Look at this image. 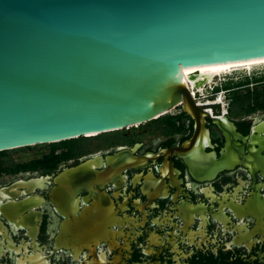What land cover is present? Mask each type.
<instances>
[{
	"label": "flooded vegetation",
	"instance_id": "af4514ba",
	"mask_svg": "<svg viewBox=\"0 0 264 264\" xmlns=\"http://www.w3.org/2000/svg\"><path fill=\"white\" fill-rule=\"evenodd\" d=\"M213 83L198 132L179 105L0 151V264H264V90Z\"/></svg>",
	"mask_w": 264,
	"mask_h": 264
},
{
	"label": "water",
	"instance_id": "95a60500",
	"mask_svg": "<svg viewBox=\"0 0 264 264\" xmlns=\"http://www.w3.org/2000/svg\"><path fill=\"white\" fill-rule=\"evenodd\" d=\"M257 58L264 0H0V151L179 105L198 132L208 104L195 99L182 64Z\"/></svg>",
	"mask_w": 264,
	"mask_h": 264
},
{
	"label": "bare ground",
	"instance_id": "6f19581e",
	"mask_svg": "<svg viewBox=\"0 0 264 264\" xmlns=\"http://www.w3.org/2000/svg\"><path fill=\"white\" fill-rule=\"evenodd\" d=\"M258 65H264V58L241 62L185 63L181 72L196 96L194 91H204L216 78L243 68L252 70ZM219 98L222 99V94Z\"/></svg>",
	"mask_w": 264,
	"mask_h": 264
},
{
	"label": "rangeland",
	"instance_id": "374dc122",
	"mask_svg": "<svg viewBox=\"0 0 264 264\" xmlns=\"http://www.w3.org/2000/svg\"><path fill=\"white\" fill-rule=\"evenodd\" d=\"M248 81V86L243 85L237 90H264V65H258L254 67L252 70L250 69H239L236 71H232L229 74H224L215 79L213 85H221L227 84L228 86H234L239 82Z\"/></svg>",
	"mask_w": 264,
	"mask_h": 264
},
{
	"label": "trees",
	"instance_id": "16d2710c",
	"mask_svg": "<svg viewBox=\"0 0 264 264\" xmlns=\"http://www.w3.org/2000/svg\"><path fill=\"white\" fill-rule=\"evenodd\" d=\"M249 82L248 81H246V82H239V83H237L236 85H234V86H241V85H246V84H248ZM233 86V87H234Z\"/></svg>",
	"mask_w": 264,
	"mask_h": 264
},
{
	"label": "built area",
	"instance_id": "2783aa9c",
	"mask_svg": "<svg viewBox=\"0 0 264 264\" xmlns=\"http://www.w3.org/2000/svg\"><path fill=\"white\" fill-rule=\"evenodd\" d=\"M192 91V90H191ZM193 93V92H192ZM194 95V94H193ZM194 97H195V95H194Z\"/></svg>",
	"mask_w": 264,
	"mask_h": 264
}]
</instances>
